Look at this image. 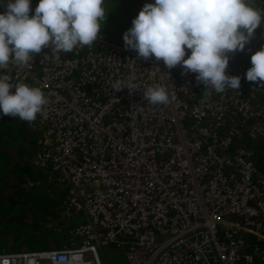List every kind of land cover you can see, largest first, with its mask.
Returning <instances> with one entry per match:
<instances>
[{"label": "built area", "instance_id": "built-area-1", "mask_svg": "<svg viewBox=\"0 0 264 264\" xmlns=\"http://www.w3.org/2000/svg\"><path fill=\"white\" fill-rule=\"evenodd\" d=\"M101 37L59 60L45 49L25 67L0 70L45 93L46 115L29 123L38 133L32 164L69 186L62 220L80 218L62 248L0 253V264H101L97 249L108 245L124 249L129 264H255L264 173L249 144L264 139V104L243 90L247 67L229 61L240 89L209 93L195 74ZM131 75L138 91L112 89ZM156 83L168 104L142 99Z\"/></svg>", "mask_w": 264, "mask_h": 264}, {"label": "clouds", "instance_id": "clouds-1", "mask_svg": "<svg viewBox=\"0 0 264 264\" xmlns=\"http://www.w3.org/2000/svg\"><path fill=\"white\" fill-rule=\"evenodd\" d=\"M103 4L104 0H38L33 10L31 0H4L0 70H8L10 63L25 67L45 49L59 60L61 52L90 47L102 38ZM262 22L264 9L254 0H154L142 6L122 38L125 49L135 51L139 59L162 61L168 70L179 66L182 74H195L209 93H223L240 89L241 77L226 71L233 62L229 59L245 50ZM250 63L244 78L264 86V46L251 54ZM135 79L131 75L111 87L115 92L127 88L132 94L139 87ZM142 99L166 105L169 92L164 84H152L144 89ZM47 104L41 88L12 84L8 75L0 74V114L31 123L38 114L46 115Z\"/></svg>", "mask_w": 264, "mask_h": 264}, {"label": "trees", "instance_id": "trees-1", "mask_svg": "<svg viewBox=\"0 0 264 264\" xmlns=\"http://www.w3.org/2000/svg\"><path fill=\"white\" fill-rule=\"evenodd\" d=\"M153 1L104 0L106 20L104 25L101 22V27L112 29L123 37L142 6ZM261 46H264V22L256 29L254 51ZM235 60L241 69L251 67L250 59L245 61L247 66L238 57ZM242 87L246 93L253 92L257 101L264 104V86L244 78ZM37 138L38 133L28 122L0 114V253L61 248L59 244L68 240L60 241L52 234L59 233L56 229L63 223H67L63 230H68L80 222L78 216L67 222L61 218L69 186L48 182L43 171L32 164L38 152ZM249 146L255 148V164L264 173V139ZM28 238L32 241L26 242ZM251 245L257 247L255 264H264V240L256 242L251 238ZM15 247L21 250H14Z\"/></svg>", "mask_w": 264, "mask_h": 264}, {"label": "rangeland", "instance_id": "rangeland-1", "mask_svg": "<svg viewBox=\"0 0 264 264\" xmlns=\"http://www.w3.org/2000/svg\"><path fill=\"white\" fill-rule=\"evenodd\" d=\"M101 34L106 35V36H116V37H120L121 34L117 33L116 31L109 29V28H105V27H101ZM253 41V40H252ZM252 41L250 42L249 45L246 46L245 50L242 51L243 53H247L250 51V48L252 46L255 45V43H252ZM229 60H233V56L230 57ZM254 141V140H253ZM260 140H255V142L253 143V145H257L258 142ZM51 225V224H49ZM58 232V231H57ZM52 237H59L60 241L64 240H68V230L66 229H62L59 233L56 234H52ZM3 240V239H2ZM7 241V240H6ZM32 241L30 238H28V240L26 242ZM39 244V242H37ZM65 241L64 243L61 242L59 245H65ZM14 250H21L19 247H15ZM24 250H29V249H24ZM98 251V255L100 258V262L101 264H129L126 258V254H125V250L123 249H119V248H115L111 245L108 246H101L97 249Z\"/></svg>", "mask_w": 264, "mask_h": 264}, {"label": "crops", "instance_id": "crops-1", "mask_svg": "<svg viewBox=\"0 0 264 264\" xmlns=\"http://www.w3.org/2000/svg\"><path fill=\"white\" fill-rule=\"evenodd\" d=\"M254 5L256 6V7H258V4H256L255 2H254ZM252 43H255V38L253 39V41H252ZM255 46V45H254ZM254 46H252L251 48H250V51L249 52H247L246 54L245 53H243V52H237L234 56H233V63L234 64H237L238 62L235 60V57H238V59H239V61L240 62H242V63H244L245 64V66H247L248 64H246L245 63V61L247 60V59H250V56H251V54H253L255 51H254ZM43 174L45 175V179L47 180V177H46V174L43 172ZM62 221H65V220H62ZM67 222V221H66ZM66 224L67 223H63L62 225H60V227L58 228V229H56L58 232H60L63 228H65V226H66ZM69 229L70 228H68V232H69ZM64 243V242H63ZM64 245H60V247L62 248Z\"/></svg>", "mask_w": 264, "mask_h": 264}, {"label": "bare ground", "instance_id": "bare-ground-1", "mask_svg": "<svg viewBox=\"0 0 264 264\" xmlns=\"http://www.w3.org/2000/svg\"><path fill=\"white\" fill-rule=\"evenodd\" d=\"M8 253V252H7Z\"/></svg>", "mask_w": 264, "mask_h": 264}]
</instances>
